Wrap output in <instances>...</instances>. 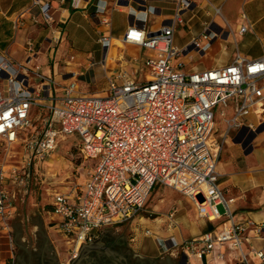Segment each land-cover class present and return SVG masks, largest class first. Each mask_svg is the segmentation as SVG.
<instances>
[{
  "label": "built area",
  "instance_id": "2783aa9c",
  "mask_svg": "<svg viewBox=\"0 0 264 264\" xmlns=\"http://www.w3.org/2000/svg\"><path fill=\"white\" fill-rule=\"evenodd\" d=\"M174 1L172 18L159 30L151 32L131 25L122 38L124 43L157 52L156 57L143 59L145 80L138 81L120 69L108 79L103 96L75 93L84 75L74 73L65 76L71 80L57 96L53 93L55 82L44 77L39 66L33 73L40 81L31 85L28 73L19 72L9 60L0 58V141L9 146L21 143L26 151L20 167L5 171L0 165L2 230L9 229L14 213L11 195L4 188L6 180L12 179L23 193H28L33 159H44L61 138L75 133L80 138L82 156L91 161L85 189L75 199L55 193L51 203L53 214L62 219L59 231L71 245L72 259L82 246L94 242L103 228L133 220L153 186L160 183L187 196L208 220L226 218L220 229L205 231L182 243L166 245L158 240L163 251L202 258L217 247L229 245L238 264H249L243 251L244 231L249 227L263 241L255 255L264 260V222L233 220L229 209L232 200L226 199L220 189L216 169L223 144L212 134L217 106L233 104L232 126H241L245 116L263 111L264 56L248 59L236 54L225 66L183 71L174 60L187 50L201 53L203 48L199 38L185 48L174 44L175 22L181 21L182 12L192 9L190 0ZM40 4L48 22L50 4ZM207 37L206 31L202 38ZM27 45L33 52L31 42ZM93 66L91 62L89 69ZM86 81L95 82L93 75ZM32 107L45 112L36 132H29ZM219 205L224 206V213Z\"/></svg>",
  "mask_w": 264,
  "mask_h": 264
},
{
  "label": "crops",
  "instance_id": "0c3cea01",
  "mask_svg": "<svg viewBox=\"0 0 264 264\" xmlns=\"http://www.w3.org/2000/svg\"><path fill=\"white\" fill-rule=\"evenodd\" d=\"M190 1L192 9L182 12L181 21L174 24L173 42L178 48H185L194 38H199L203 52L187 50L177 57L174 63L183 71L225 66L236 54L248 59L264 56V0ZM44 2L50 4L51 19L48 22L40 11V3ZM40 3L0 0V58L9 60L19 72L28 73L31 85L40 81L33 73L35 66H39L40 73L55 82L53 93L57 96L70 82L71 79L65 76L71 73L83 74L85 80L93 75L97 82L86 85V81L80 80L77 94L105 92L108 79L120 69L127 70L138 81L145 80L147 71L143 59L156 57L157 52L124 43L122 38L131 25L151 32L159 30L172 18L176 5L174 0H41ZM242 27L246 28L243 32L240 31ZM206 31L208 37L202 38ZM29 42L33 52L37 51L35 54L28 51ZM195 57L199 58L197 62L193 61ZM91 62L94 66L89 69ZM90 87H96V91L89 92ZM41 112L32 107L31 119L36 113L40 117ZM220 115L222 119L214 120L212 129L213 136L223 144L216 167L219 187L225 198L232 200L229 209L234 221L264 222V101L263 111L245 116L241 126L230 124L234 115L232 103L222 107ZM34 131L36 127L31 126L29 132ZM66 140L80 143L79 136L74 133L61 138L56 148ZM21 145L16 143L9 148ZM56 148L44 159H33L29 167L31 184L28 193H23L12 179L4 183L11 195L14 213L9 229L0 228V264H68L72 260L71 245L59 231L62 219L53 214L51 203L55 193L65 194L70 199L82 194L86 177L70 190L49 188L44 200L26 201L34 187L44 182L40 180V170L50 166ZM19 155V160L11 157L7 160L10 162H4L2 156L0 165L5 171L20 167L23 152ZM158 185L165 186L160 183L154 186L157 188ZM165 187L170 190L162 192L152 188L143 209L133 220L100 230L96 240L89 244L93 247L91 251H108L119 256L116 252L124 249L131 258L154 264H238L236 253L229 245L217 247L202 258L182 255L179 258L175 255L179 253L176 250L163 252L158 240L165 241L166 245L182 243L205 231L220 229L226 220H208L198 213L187 196L181 193L182 197L179 191ZM150 195L152 201L146 205ZM219 206L224 213V206ZM170 213H173L172 217H169ZM111 228L117 232L107 238L103 233ZM119 228H126L127 232H118ZM244 236L243 251L248 263L264 264V260L255 255L263 244L261 238L249 227ZM146 238L151 239L153 246H144Z\"/></svg>",
  "mask_w": 264,
  "mask_h": 264
},
{
  "label": "rangeland",
  "instance_id": "374dc122",
  "mask_svg": "<svg viewBox=\"0 0 264 264\" xmlns=\"http://www.w3.org/2000/svg\"><path fill=\"white\" fill-rule=\"evenodd\" d=\"M122 46V45H121ZM115 53V52H113ZM198 57H195L193 59L194 62L198 61ZM60 63L58 64V67H60ZM143 75V74H142ZM87 80V79H86ZM85 78L83 81H86ZM86 85H96L97 82H93L89 84L87 81L85 82ZM99 89V87H97ZM89 92H94L96 91V87H90L88 89ZM99 96L105 95V92L102 90L99 94ZM222 110V106H217L214 109V120L216 122L220 121L222 119L220 115V111ZM38 113H36L35 118H32L33 127H36V131H38L41 127L40 122L42 120V117L45 115V112L42 111L40 114V117ZM35 131V132H36ZM20 152H23V155L25 156L26 151L23 149V145L16 147L15 149L9 148V145L6 143L0 144V160L1 157H4V162H10L7 161L9 158L13 157L12 160H19L20 157ZM24 156H23V161L24 162ZM50 166L47 168H42L40 170L41 178L40 180H44L43 183H38L34 189L31 191L29 196L27 197L26 201L27 202H32V201H41L44 200V198L47 197L46 192L50 188H63V190H70L72 187L79 183L81 184L88 171L90 170L91 164L88 159H85L82 156V153L80 152L78 141H69L66 140L64 142L59 143L58 147L56 148L55 155L51 158L50 160ZM52 174H56L55 176H52ZM156 186H154L153 191L155 190ZM160 189L162 192L164 190H170L169 188L165 186H159L156 189ZM180 196L183 197L181 193H178ZM164 195V194H162ZM155 197V196H154ZM155 199V198H154ZM152 201V195H150V198L147 200L146 205L150 204ZM218 209L222 211V207L218 206ZM1 228V227H0ZM129 229V228H128ZM141 230V228H139ZM2 230V229H1ZM127 232L126 228H119L118 232ZM114 228H111L109 231H105L103 234L107 238L111 237V234L116 233ZM129 237V236H128ZM127 237V239H128ZM134 244V242H130ZM151 245L153 246V243L150 238L144 239V246ZM108 255H112V252L105 251ZM165 252V251H163ZM89 253V252H88ZM88 253H83L80 261L83 264H88L89 259H88ZM119 256H115L114 260L116 264H125V261L123 262V259L127 260L126 258V253L124 249H121L120 251L116 252ZM176 257H181L180 253L175 254ZM72 259V258H71ZM148 260V259H147ZM155 260V259H154ZM70 264V261L68 262Z\"/></svg>",
  "mask_w": 264,
  "mask_h": 264
},
{
  "label": "flooded vegetation",
  "instance_id": "af4514ba",
  "mask_svg": "<svg viewBox=\"0 0 264 264\" xmlns=\"http://www.w3.org/2000/svg\"><path fill=\"white\" fill-rule=\"evenodd\" d=\"M114 257H115L114 255H108L104 251L101 252L90 251L88 253V259H89L88 264H116ZM126 258L127 260L123 259V262L125 261V264H154V263H149L146 260L140 258L133 259L128 254L126 255ZM81 261H83V259ZM81 261L79 260L78 264H83Z\"/></svg>",
  "mask_w": 264,
  "mask_h": 264
},
{
  "label": "water",
  "instance_id": "95a60500",
  "mask_svg": "<svg viewBox=\"0 0 264 264\" xmlns=\"http://www.w3.org/2000/svg\"><path fill=\"white\" fill-rule=\"evenodd\" d=\"M90 244V243H89ZM86 244L81 247L80 251L78 252L77 256H75L71 261L70 264H78L79 260L81 259L83 253H88L93 249L92 245Z\"/></svg>",
  "mask_w": 264,
  "mask_h": 264
}]
</instances>
